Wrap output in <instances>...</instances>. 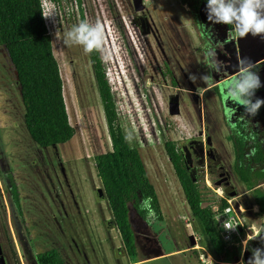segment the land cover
I'll list each match as a JSON object with an SVG mask.
<instances>
[{"label":"rangeland","instance_id":"obj_1","mask_svg":"<svg viewBox=\"0 0 264 264\" xmlns=\"http://www.w3.org/2000/svg\"><path fill=\"white\" fill-rule=\"evenodd\" d=\"M91 1L98 10L94 14L89 10L85 20L104 25L105 58L98 52L101 65L118 121L124 135L126 129L133 133L131 146L138 149L144 163L162 219L143 220L128 205L135 251L128 256L94 168L93 154L109 148V139L91 61L82 46H68L61 39L78 24L76 1L41 0L42 10L52 4L57 8L55 23L44 19L74 132L68 140L47 146L30 138L14 69L0 45V247L4 263L36 264L34 254L52 246L58 248L64 264H130V260L131 264H237L231 260L238 257L247 261L253 248L264 245L244 240L243 230L239 237L226 241L224 262L211 253L163 143L173 140L180 148L190 137L203 144L208 136L213 158L204 157L201 165L192 153L189 172L198 177L204 193L213 197L222 193L225 181L241 192L242 184L232 168L228 126L238 117L264 148V104L256 115L248 116L243 106L226 100L225 84L235 76L238 60L246 58L256 65L252 70L261 81L253 100L264 99V37L237 38L224 24L206 25L198 32L189 22L188 6L180 0H140L138 9L132 0ZM66 8H71L69 14ZM209 49L224 65L221 73L207 66ZM190 74L196 76L195 82ZM203 75L210 77L206 83L200 79ZM174 99L178 112L170 113L168 103ZM251 150L247 147L245 155ZM220 171L226 180L216 186L213 182ZM7 172L16 184L18 214L4 188ZM238 197L230 198L234 209L250 215L251 208ZM238 202L242 208H235ZM254 218L250 215L246 223L255 222L259 230L245 231L257 234L264 229Z\"/></svg>","mask_w":264,"mask_h":264},{"label":"trees","instance_id":"obj_2","mask_svg":"<svg viewBox=\"0 0 264 264\" xmlns=\"http://www.w3.org/2000/svg\"><path fill=\"white\" fill-rule=\"evenodd\" d=\"M180 1L188 6L189 22L198 32L206 25L214 26L207 20L206 0ZM41 11V0H0V45L5 49L14 69L25 129L36 144L47 146L68 140L73 135L74 128L69 122L59 67L52 53L50 35ZM79 17L82 19L81 14ZM224 26L232 32L231 25ZM88 55L109 139V148L93 154L95 173L125 252L132 257L135 251L127 221L128 205L143 220H161L162 214L157 194L138 149L129 146L125 140L99 54L94 51ZM228 127V138L233 151L232 168L242 184L239 193L229 181L223 182L221 195L213 197L204 193L198 177L189 172L174 141L165 140L163 143L189 211L198 220L211 253L217 257L223 256L226 242L219 235L213 205L221 208L227 199L238 195L239 201L247 204L248 209L252 204L256 205V210L249 209L251 215L259 219L261 224L264 223L262 142L249 135L247 127L243 126L238 117ZM249 146L252 150L247 156L245 150ZM4 177V188L9 193L15 213L18 214L20 205L16 184L10 172ZM194 249L192 247L191 250ZM34 261L36 264H64L62 255L54 246L36 252Z\"/></svg>","mask_w":264,"mask_h":264},{"label":"clouds","instance_id":"obj_3","mask_svg":"<svg viewBox=\"0 0 264 264\" xmlns=\"http://www.w3.org/2000/svg\"><path fill=\"white\" fill-rule=\"evenodd\" d=\"M205 9L207 20L210 23L231 25L233 34L237 38H244L249 34L254 37H264V0H206ZM65 11L70 12L71 8H66ZM41 14L45 19H52L55 23L57 8L54 4L49 5L41 11ZM61 39L65 45L82 46L86 55L95 51L101 54L102 59L105 58V28L101 21L92 23L81 20L67 30ZM205 55L209 58L207 66L221 73L224 65L216 59L215 51L209 49ZM255 66L254 62L240 58L235 76L225 84L226 100L243 106L248 116L256 115L261 105L264 104V99L255 98L253 100L256 89L261 87L258 73L252 70ZM189 78L193 82L196 81L195 75L190 74ZM200 79L206 83L210 77L203 75ZM133 138V133L126 129L125 140L129 146ZM237 225L223 223L222 227L226 230H235ZM248 240H259L260 244L264 245V235L260 232L256 236L249 237ZM244 244V250H247V241H244ZM246 264H264V247L253 248Z\"/></svg>","mask_w":264,"mask_h":264},{"label":"flooded vegetation","instance_id":"obj_4","mask_svg":"<svg viewBox=\"0 0 264 264\" xmlns=\"http://www.w3.org/2000/svg\"><path fill=\"white\" fill-rule=\"evenodd\" d=\"M69 1V0H68ZM75 9L77 12V20L78 23L81 20H85V14L90 10L91 13H96L98 10L97 5L91 1V0H86L85 3L83 2L84 0H75ZM69 14V13H68ZM80 14L82 16V19H80ZM207 137V136H206ZM180 152L182 154V158L184 162L186 163L187 167L190 164L191 160V154L193 153V156L195 155V158L200 161V164L203 165L204 157L205 159H210L209 155L210 153L212 154L210 150V142H208L205 138V142L202 144V142L195 138V137H190L187 141V143H182L180 146ZM193 150L192 152L190 150ZM213 155V154H212ZM220 168V166H218Z\"/></svg>","mask_w":264,"mask_h":264},{"label":"built area","instance_id":"obj_5","mask_svg":"<svg viewBox=\"0 0 264 264\" xmlns=\"http://www.w3.org/2000/svg\"><path fill=\"white\" fill-rule=\"evenodd\" d=\"M44 24L46 26V29L49 30V25L45 19ZM218 195H221V193H218ZM226 201V204L221 208H217L216 205H213L216 226L218 227L221 239L225 242L233 239L235 236L239 237L242 226V219L238 212L234 209L230 199H227ZM223 223H232L238 225L236 226L235 230H226L222 227Z\"/></svg>","mask_w":264,"mask_h":264},{"label":"crops","instance_id":"obj_6","mask_svg":"<svg viewBox=\"0 0 264 264\" xmlns=\"http://www.w3.org/2000/svg\"><path fill=\"white\" fill-rule=\"evenodd\" d=\"M236 206H239V207H241L242 208V205H240V203H237L236 204ZM236 206H235V208H236ZM251 209H252V211H254V210H256V205L255 204H252V206H251ZM240 215V217H241V219H242V226H241V230H243L244 231V234H245V237H243V239L244 240H246L247 238H249L250 236H256L257 234H256V232H254L253 234L252 233H250V232H247V231H245V229H253L254 231L257 229V231L259 230L258 229V227H256V225H255V222H250V223H246L247 221V218L251 215H245V214H239ZM252 216V215H251ZM245 217H247L246 219H245ZM254 217V216H253ZM255 219V218H254ZM264 220V215H263V217H262V221ZM253 221V220H252ZM251 227V228H250ZM259 228L260 229H264V223L263 224H261V222H260V224H259ZM190 232V231H189ZM261 234H263L264 235V233H263V231H259ZM242 239V240H243ZM197 243H195V245H196ZM189 247V246H188ZM190 247H192V245L190 246ZM223 257L224 256H222V257H220V260L221 261H219V262H224V260H223ZM226 262H227V260H225ZM232 262H234V263H237V264H246V261L244 262V261H242V260H239V257H238V259H234V260H231ZM239 261V262H238ZM130 264H131V262H129ZM228 263H231L230 261L228 262Z\"/></svg>","mask_w":264,"mask_h":264},{"label":"water","instance_id":"obj_7","mask_svg":"<svg viewBox=\"0 0 264 264\" xmlns=\"http://www.w3.org/2000/svg\"><path fill=\"white\" fill-rule=\"evenodd\" d=\"M133 1V7L135 9H138L142 6L141 1L140 0H132ZM168 111L170 113H177L178 112V104H177V100L174 99L173 101H170L168 103ZM206 140L209 142V137H206ZM211 158H213V155L210 153ZM226 175L223 173V171H220L218 173V177L217 179H215V181L213 182L214 185H219L223 180H226ZM192 238V237H191ZM193 241V239H191V242ZM0 264H5L4 263V258H3V254H2V250L0 247Z\"/></svg>","mask_w":264,"mask_h":264}]
</instances>
